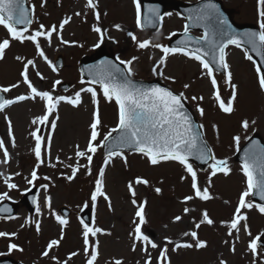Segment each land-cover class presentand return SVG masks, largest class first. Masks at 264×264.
<instances>
[{"label":"rangeland","instance_id":"rangeland-1","mask_svg":"<svg viewBox=\"0 0 264 264\" xmlns=\"http://www.w3.org/2000/svg\"><path fill=\"white\" fill-rule=\"evenodd\" d=\"M221 1L231 11L235 21L253 22L259 26L257 0ZM94 2L98 5L96 9L87 8L86 0H29L33 21L26 34L38 29L40 24H44L46 28L51 25L59 27L64 19L71 18L60 32L63 40L69 41L68 44L61 43L56 33L53 34L50 45L44 38H40L41 47L53 65L59 57L63 59L61 68L55 65L56 71L38 56L32 42L21 43L13 40L7 30L0 26V42L6 38L10 39V45L5 49L3 59H0V87H9L19 82L18 87L6 93L8 99L29 93L20 73L26 60L32 59L35 61V67H29V79L38 90L50 91L53 96L61 93L69 96L76 90L86 89L84 86H91L96 89L98 101V105H94L91 93L82 92V103L78 107L61 102L56 113L50 115L48 122L43 124L32 123L35 117L43 114L45 108L44 101L39 98L20 101L0 112V138L4 140L9 152L8 162L0 163V173L3 174L0 176V193L7 192L8 197L5 199L17 200L19 206L11 219L0 217V232L16 234L0 237V256H11L21 260L23 264H56V261L51 259L53 256L58 258L61 264L65 261L67 264H86L88 257L84 253L83 225L79 212L85 208L84 204L87 202L93 217L91 226L103 230L96 237L90 236V243L99 241V256L95 264H115L116 260H121L122 264H138V262L143 264L146 255L140 244H137L136 250L133 251L131 234L134 233L136 223H139L135 212L138 206L146 201L144 207L146 223L141 226L142 231L159 244L160 248L167 244L170 264H220L221 260L226 261L227 264H253L254 260L255 264H264V236H261L263 244L258 248V255L254 257L248 250L250 238L243 229L246 223L252 237L264 233V213L255 207L257 203L251 199V195L246 199L252 202L254 207L241 210V215L246 216L247 219L241 221L239 233L233 230V235L229 236L228 223H222L232 219L239 196L247 187L242 166L234 160V152L253 132H259L264 139V91L259 88L254 61H249L245 56L247 50L233 45L225 49L229 70L232 73V83L237 85V98L233 105L234 111L230 114L224 113L214 99L210 78L207 77L200 63L179 53L169 55L165 64L159 66L163 74L158 75L153 72V68L161 60L162 50L151 46L144 49L138 47V41L145 39L166 46L172 36L170 34L183 27L185 18L181 13L175 10L167 11L166 13L171 15H164L156 30L146 31L135 24L136 9L133 0H94ZM77 12L81 15H76ZM96 12L100 14L99 20L96 19ZM115 25H120V28L117 29ZM94 27H99L101 33L95 32ZM193 32L200 34L197 31ZM129 33L135 35L137 39L133 40ZM96 44L99 46L95 52L103 50L114 53L122 61L132 60V76L143 79L159 78L176 91L184 92L188 105L195 116L202 121L205 139L215 157L226 159L231 169L228 175L217 173L211 176L212 161L205 169H198L191 163L197 171L201 188L209 186L210 179L209 191L212 199L202 201L197 198L187 203L183 202L184 196L192 194L191 180L190 178L181 180V177L187 176V173L184 167L175 161H162L153 166L146 157L132 152L123 153L127 158L126 163L121 156H116L105 166L104 156L100 153L101 147L93 156L91 175L81 168L71 181L67 179L72 174L68 165L75 166L77 163L76 146L79 145L80 150L86 148L91 134L90 123L97 107L102 124L98 129L100 136L96 143H99L109 128L117 123L115 101H107L99 84L84 82L79 74V59L84 54L94 53ZM16 57L22 59L17 60ZM37 71L43 79L37 76ZM167 77H175V82ZM215 77L221 97L227 102L231 96V88L226 82V72ZM55 81H67L68 89L62 90L59 84L54 87ZM184 84H188L189 88H183ZM192 96H203V100L193 101ZM197 105L204 109L203 116L197 111ZM5 117L11 120L15 147L12 146L8 121ZM245 119L249 121L247 130L242 127V121ZM53 120L57 125L55 130L51 129L50 122ZM36 128L41 129L39 134L45 138L44 145L51 135L50 156L42 145V158L45 162L38 168L33 151L35 140L30 135ZM237 135L241 137L239 145L233 139ZM3 160V150L0 149V161ZM79 163L86 165V158H79ZM53 164L55 167L51 166ZM101 167L105 170L103 190L110 198L111 209L102 197L98 198L95 207L90 200ZM34 168L39 179L29 184L28 180L31 179ZM137 176L147 179L149 184H134L136 191L134 199L137 204L133 205L128 182L134 181ZM7 177H11L9 183H14L18 187L8 188L4 183ZM43 184H48L47 190L41 187ZM33 185L38 187L37 206L33 212H28L21 198L24 190ZM157 187L162 189L160 193L155 192ZM45 196L51 197V208L46 206ZM63 205L68 206L71 211L66 219L68 223L61 226L55 216L60 215L58 209ZM37 207L40 209L39 212L36 211ZM185 207L193 211L185 214L183 212ZM204 210H207L214 224L205 223L196 229L195 223L200 221ZM177 215L182 216L179 222L174 220ZM36 222L40 223L39 232L35 227ZM62 228L63 239L60 245L54 247L48 257L42 256L48 242L60 238ZM186 231H197L199 239L206 241L207 246L200 249L192 247L173 251L175 244L194 243L192 237L183 235ZM165 237L170 238L173 243L169 244ZM10 243L18 245V248L9 251ZM233 244L235 252L231 250ZM160 248L149 247L153 264H157ZM73 252L78 254L69 258V254Z\"/></svg>","mask_w":264,"mask_h":264},{"label":"snow or ice","instance_id":"snow-or-ice-1","mask_svg":"<svg viewBox=\"0 0 264 264\" xmlns=\"http://www.w3.org/2000/svg\"><path fill=\"white\" fill-rule=\"evenodd\" d=\"M133 4L136 9V24L138 27L141 26V4L140 0H133ZM258 8V23L259 31H250L244 33L246 42L251 45L252 51L256 52L257 55L264 57V52L261 51V48L264 47V0H257ZM97 3L94 0H87L86 7L91 9L97 8ZM155 17L160 21L163 20V16L159 15L158 10L153 9ZM76 15H81L77 12ZM164 15L170 16L171 13H165ZM100 14L96 12V19L99 20ZM71 18L64 19L59 27L57 25H51L46 28L44 24H40L39 28L32 31L30 34L27 28H18L19 25H30L32 20L30 19L29 9L24 6V0H0V26H3L9 36L13 40H18L21 43L25 41H30L33 43L36 52L39 57L43 58L45 62L52 68L53 71H56L55 65L52 61L48 59L45 55L44 50L41 47L40 38H44L49 45L51 44L52 36L54 33L59 35L61 43L68 44L69 41L63 40L62 32L64 26L69 23ZM192 21L193 24L203 25L204 33L198 38H194L188 35L189 33V24L184 26V38L177 42L175 47L163 46L159 43H153L151 40L145 39L143 41H138V47L141 49L148 48L149 46L161 49L163 56L161 60L157 62V66L153 68V72L162 75L160 71V65L165 64L166 58L169 55L173 54H183L190 59L198 61L205 71L207 77L210 78V82L213 88V96L215 101L218 104V107L224 113H232L234 111V101L237 98V85L232 83V73L229 70V64L227 63V53L225 51L228 45H235L240 47L242 41L236 38L235 34H230V25L228 24L227 19L223 17L220 13V9L217 4L213 3L212 0H208V3L201 6L197 11L196 15L190 16L188 18ZM149 24L154 25V20L149 19ZM117 29L120 28V25H115ZM93 30L97 33H101L99 27H94ZM133 40H136V36L132 33H129ZM175 35V33L170 34ZM228 37L224 39V37ZM195 40L200 47H192L190 42ZM75 43V42H72ZM10 45V39H4L0 42V59H3L5 49ZM97 47L99 45H96ZM245 56L249 61H253V56L245 51ZM211 57V60L208 59ZM17 60L22 59L21 57H16ZM119 59V57H117ZM133 59H136L133 57ZM104 63V62H102ZM121 64L127 65L126 73L120 68L115 67L114 70L110 68L106 72L98 73L90 84H99L103 91V96L107 101H115L117 105V123L116 126L109 129V131L103 136V139L96 143L100 132L102 121L100 118L98 107L93 112L92 121L90 123L91 134L88 139L86 148L80 150L79 145L76 146L75 156L78 158L75 166L68 165L71 167V175L67 177L68 180H72L81 168L86 170L88 175H91L92 161L93 156L100 147H108L107 154L104 158V165L107 166L110 160L116 156H121L125 163L127 158L123 156L122 151H116L113 147H110L109 144L114 145L115 148H128L133 150L136 153L141 154L146 157L151 165L156 166L162 161H175L181 164L184 167L187 176H182L181 180L190 178L191 180V189L192 194L186 195L183 198V202L187 203L195 199H200L202 201H208L212 199V196L209 191V186L201 188L198 183L197 171L193 168V165L189 162V157L195 156L196 159L201 162L207 163L209 160L212 161L210 164L211 176H215L217 173H223L228 175L231 169L228 167L226 159H217L214 154H211V149L207 147V144L201 141V138L197 132L193 130L192 118L190 114L185 110L184 101L187 97L184 95V92L177 93L173 89L167 86H160L159 84L152 86H144L142 84H137L131 79L133 69L131 67L132 60L129 61H120ZM35 67V61L32 59H27L23 64V70L20 75L22 77V82L29 89L27 95H19L14 99H6L0 96V110L5 109L7 106H10L14 103L24 101L27 99L35 100L37 98L44 101L45 111L41 116H37L33 119V124H43L48 122L49 116L52 115L58 108V105L61 102H66L73 107H78L82 103L81 93L88 92L91 93L92 101L94 105H98L97 101V92L94 87L89 86L88 88H81L80 91H77L74 96H53L50 91H41L38 90L29 79V67ZM255 71L258 75V84L259 88L264 91V72L261 70L260 64L254 62ZM224 70L226 72V82L231 88V96L228 98L227 102L221 97L217 79L214 75L215 70ZM37 76L43 79L42 75L37 71ZM170 81L175 82V77H167ZM60 81L54 82V87L56 84H59ZM18 84H12L9 87H0V92L7 93L12 88L18 87ZM183 88H189L188 84H184ZM193 101L203 100V96L196 97L192 96ZM197 111L201 116L204 115V109L197 105ZM8 121V130L9 136L12 139V146L15 147V138L12 136V125L11 120L5 117ZM57 119L59 117L57 116ZM51 123V129L55 130L56 121L53 120ZM255 123V121H252ZM202 128L203 125H200ZM215 127V126H214ZM242 127L247 130L249 127V121L247 119L242 121ZM41 129L36 128L30 133V135L35 140V147L33 149L38 168L45 161L42 158V145H44V137L40 135ZM116 134L115 136L113 134ZM235 143L239 145L241 137L239 135L233 137ZM47 154L50 156L51 148V135H49L47 144L44 145ZM0 149L3 150L4 160L0 163H7L9 159V152L5 147L4 140L0 138ZM79 158H86L87 164L81 165L79 163ZM71 159V158H70ZM59 162V157H57ZM55 167V165H51ZM36 168L33 169L31 173V179L28 180L29 184H33L34 181L39 179L37 175ZM242 172L246 177V189L239 196L238 204L233 213V217L228 223L229 232L228 235H233V230L236 233H239L241 230V221H246L247 217L241 215L242 209H251L254 207L253 203L248 201L246 198L250 195H259L260 199L264 201V148L256 149L254 146L250 148L243 160ZM3 174L0 173V176ZM18 175V173H17ZM105 175L104 167H101L99 170V176L95 180L94 190L90 194V200L92 206L95 207V204L99 197H102L105 201L108 202V207L111 209L110 198L105 193L103 177ZM11 177L4 179V183L10 189H15L18 186L14 183H9ZM45 179H49L45 177ZM135 185L143 184L148 185L149 181L143 177L137 176L134 181L128 182V190L131 193L133 199L132 204L136 205L137 201L134 199L136 196V191L134 188ZM45 190L48 189V184L41 185ZM161 188H155L156 193H160ZM8 197V193H0V200H4ZM35 199V198H34ZM46 206L51 208V197L45 196L44 198ZM147 202L144 201L141 203L136 212L135 216L139 218V223H136L133 236V251L136 250L137 244H140L142 251L146 255L143 264H153V258L149 252V247L151 249L160 248V245L151 239V237L145 234L142 231L141 226L146 223L144 215V207ZM88 203L85 202L84 207H88ZM261 213H264V203L255 205ZM37 212L40 211L39 207L36 209ZM193 209L185 207L183 212L185 214L190 213ZM11 219L12 217H8ZM55 219L59 222L61 226H64L68 221L61 215H56ZM176 222L182 220V216L177 215L174 217ZM213 225L214 221L210 218L207 210H204L201 214V219L198 223H195V228L199 229L202 224ZM83 225V244H84V253L88 257L86 264H95L99 256V241L95 243H90V236L96 237L98 233H101L103 230L99 227L90 226L88 223H85L81 220ZM23 227V225H22ZM37 232L40 231V223L36 222L35 224ZM244 231L249 236L248 250L255 257L258 255V248L261 246V236H264V233H261L255 237H252V234L248 228V225L245 223L243 225ZM15 233L0 232V237L15 236ZM184 236L192 237L194 243H178L175 244L173 251L180 248H192L197 249L204 248L207 246V242L200 240L198 237L197 231L184 232ZM239 237L237 236V239ZM63 239V228L61 229V236L59 239H52L48 242L45 250L42 252V256L48 257L50 251L54 247L60 245L61 240ZM169 244L173 243L170 238H164ZM227 243V241H225ZM9 251L18 248V245L10 243L8 245ZM91 249V252L89 250ZM231 250L235 252V245H232ZM78 253L73 252L69 254V258L77 255ZM56 264H61V262L56 257H51ZM67 264V261L63 262ZM115 264H122L121 260H116ZM139 264V262H138ZM157 264H170L168 259V246L164 245L163 248H160L159 256L157 257ZM220 264H227L226 261L221 260ZM255 264V260L253 261Z\"/></svg>","mask_w":264,"mask_h":264},{"label":"water","instance_id":"water-1","mask_svg":"<svg viewBox=\"0 0 264 264\" xmlns=\"http://www.w3.org/2000/svg\"><path fill=\"white\" fill-rule=\"evenodd\" d=\"M212 2L218 5V7L220 9V13L223 15V17L225 19H227L228 24L230 25V30H229L230 34H235L236 38H238L242 41V45H245L249 49V51L255 56V58L260 60L261 69L264 72V62H263L264 57L257 55L256 52L252 51L251 45H249L246 42V38L244 36V33H246V32L259 31V28L257 26H255L254 24H251V23H235L231 19L229 11H226L224 8H222L221 3L219 1L212 0ZM206 3H208V0H200L196 3H185V2H182L179 0H142L143 26L145 28L148 27V28L154 29L157 26L159 19L155 17V14L153 13L152 10L153 9L158 10L159 15L161 16V13L165 10V8L167 6H170L172 8H176V9L182 11L186 15L187 20H188L187 24H189L190 27L195 28V29H200L204 33V26L202 24L201 25L193 24L192 21L189 20L188 18L190 16L194 17L196 15L197 11L201 8V6L206 4ZM24 6L29 9V14H30V7L27 5V0H24ZM150 18H152L154 20V25L149 24ZM19 26H27V25H19ZM189 36L194 37V38H198V37H195L193 35H189ZM174 37L175 38L170 42L171 45H177V42L184 38V31L181 33H178ZM227 38H228L227 36L224 37V39H227ZM190 44L192 47H200L201 46V45H198L195 40L191 41ZM261 51H262V48H261ZM208 59L211 60V57H208ZM96 61H99L98 57L93 58V59L88 58V57L83 58V60L81 62V70H82L83 75L85 77H87L89 79H93L96 76V74L90 68V66L93 63H95ZM115 67H118L122 71L125 72L122 65L119 62H117L116 59H114L112 56H110V68H112L114 70ZM103 72H106V71H102L101 73H103ZM132 80H133V82H135L137 84H142L146 87L156 85V84H159L162 87L166 86V85L162 84L160 81H158L157 79L152 80V81H142V80H134V79H132ZM0 96L3 97V94L1 92H0ZM184 107H185V110L190 114V116L192 118L193 130L199 134L201 141L206 143L203 136H202V132L199 128L198 122L194 119L193 114L191 113L189 108L186 106L185 102H184ZM115 135L116 134H114V136ZM253 146L256 149L264 148V143L262 142V140L258 134L252 135V137L242 146V148L236 154V157L243 163V160L245 158L247 151L250 148H252ZM111 147L115 148V146H111ZM189 158L194 159L199 164V166H201V167L205 164V162H201L200 160L196 159L195 156H191ZM34 197H35L34 190L30 194L28 193V195L26 197V200L29 199V201L27 202L28 203L27 205L31 209L34 206V202H35ZM253 197L258 202H264L260 199L259 195H253ZM5 205L7 206L6 208L3 207ZM16 207H17V204H15V203L4 202L0 205V213L10 215L15 211ZM0 264H20V263L18 261L13 260L12 258L6 257V258H0Z\"/></svg>","mask_w":264,"mask_h":264}]
</instances>
